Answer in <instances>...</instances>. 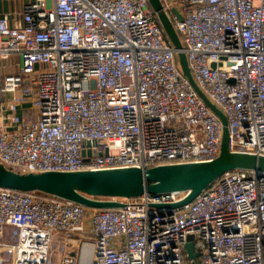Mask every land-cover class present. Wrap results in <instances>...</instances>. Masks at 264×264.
I'll return each instance as SVG.
<instances>
[{
    "label": "built area",
    "instance_id": "built-area-1",
    "mask_svg": "<svg viewBox=\"0 0 264 264\" xmlns=\"http://www.w3.org/2000/svg\"><path fill=\"white\" fill-rule=\"evenodd\" d=\"M174 1L182 19L169 0L164 9L195 80L228 118L229 148L264 155V0ZM223 127L149 0H30L23 22L0 15L6 167L207 161L220 154ZM186 195L146 191L93 208L0 187V264H264V174L236 168L179 208L156 206Z\"/></svg>",
    "mask_w": 264,
    "mask_h": 264
},
{
    "label": "water",
    "instance_id": "water-1",
    "mask_svg": "<svg viewBox=\"0 0 264 264\" xmlns=\"http://www.w3.org/2000/svg\"><path fill=\"white\" fill-rule=\"evenodd\" d=\"M157 11L158 18L167 37L178 50V59L183 72L204 101L223 122V137L220 154L212 160L160 164L148 168L126 167L81 171L19 172L0 163V187L20 191H41L72 200L93 208H118L125 202L117 198L137 197L143 193L186 191L180 201L157 204V207L179 208L194 200L219 176L236 168L253 169L264 174V155L232 151L229 148L228 118L224 111L203 92L191 71L181 36L163 0H149ZM171 11L179 18L183 16L176 7ZM189 255L194 256L193 242L187 244Z\"/></svg>",
    "mask_w": 264,
    "mask_h": 264
},
{
    "label": "crops",
    "instance_id": "crops-1",
    "mask_svg": "<svg viewBox=\"0 0 264 264\" xmlns=\"http://www.w3.org/2000/svg\"><path fill=\"white\" fill-rule=\"evenodd\" d=\"M28 1L30 0H0V15H9L11 24L23 22V7ZM169 1L173 6L177 7L174 0ZM24 107L30 108V104L25 105ZM24 107H20V114H26Z\"/></svg>",
    "mask_w": 264,
    "mask_h": 264
},
{
    "label": "rangeland",
    "instance_id": "rangeland-1",
    "mask_svg": "<svg viewBox=\"0 0 264 264\" xmlns=\"http://www.w3.org/2000/svg\"><path fill=\"white\" fill-rule=\"evenodd\" d=\"M11 241H13L11 239ZM61 245L58 244V241H56V239L53 240V243H52V253H56L58 248H60Z\"/></svg>",
    "mask_w": 264,
    "mask_h": 264
}]
</instances>
